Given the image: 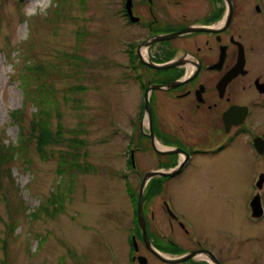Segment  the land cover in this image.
Here are the masks:
<instances>
[{
	"label": "rangeland",
	"instance_id": "rangeland-1",
	"mask_svg": "<svg viewBox=\"0 0 264 264\" xmlns=\"http://www.w3.org/2000/svg\"><path fill=\"white\" fill-rule=\"evenodd\" d=\"M111 2L0 0V264H105L129 245L139 190L128 188L126 135L137 94L124 81ZM23 59L37 64L28 79ZM260 119L245 129H264V111ZM251 139L225 160L217 194L192 196L201 230L227 241L240 232L241 259L229 264H264V214L249 209L264 158L255 172ZM261 195L264 206V185Z\"/></svg>",
	"mask_w": 264,
	"mask_h": 264
},
{
	"label": "flooded vegetation",
	"instance_id": "flooded-vegetation-1",
	"mask_svg": "<svg viewBox=\"0 0 264 264\" xmlns=\"http://www.w3.org/2000/svg\"><path fill=\"white\" fill-rule=\"evenodd\" d=\"M111 3L125 35L124 81L137 94L126 135L136 183L128 188L143 186L144 193L142 226L135 206L126 251L105 264L236 262L240 232L227 241L223 230H201L192 196L201 191L210 197L224 186L225 160L240 156L234 148L241 136H252L247 145L255 172L264 158L252 144L255 137L264 141V129H245L263 122L264 0ZM234 106L245 108L246 116L227 129L223 116Z\"/></svg>",
	"mask_w": 264,
	"mask_h": 264
},
{
	"label": "water",
	"instance_id": "water-1",
	"mask_svg": "<svg viewBox=\"0 0 264 264\" xmlns=\"http://www.w3.org/2000/svg\"><path fill=\"white\" fill-rule=\"evenodd\" d=\"M151 66L153 67H171L173 66V63L167 64V65H156L153 63H150ZM229 76L227 75L226 78H228ZM245 108H242L241 106H234L233 108L227 110V112L224 114V121L226 124V128L228 129V127H230V124L234 123V124H239L242 123L245 119L246 113L242 110ZM253 147L254 149L259 153V154H263L264 153V141L262 138L260 137H255L253 139ZM263 184H264V174L260 173L257 180L255 181V187H256V191L255 193L252 195V198L249 202V209H250V217L251 218H255V219H259L263 216V206H262V202H261V190L263 188ZM143 193H144V189L143 186H141V188L139 189L138 192V196H137V200H136V211H137V220L138 223L143 224V219H142V203H143Z\"/></svg>",
	"mask_w": 264,
	"mask_h": 264
},
{
	"label": "trees",
	"instance_id": "trees-1",
	"mask_svg": "<svg viewBox=\"0 0 264 264\" xmlns=\"http://www.w3.org/2000/svg\"><path fill=\"white\" fill-rule=\"evenodd\" d=\"M35 66H37V64H35ZM35 66L31 65L30 62L27 59H23V69H24V71H22L23 76L27 77V79H28V76L30 74V76L32 77L30 72H32V69H34ZM21 89H22V91L24 93V87H21ZM26 90L29 91L28 88H26ZM38 97H41V96H39L37 93H35V98H38ZM59 174L62 175L61 172H59Z\"/></svg>",
	"mask_w": 264,
	"mask_h": 264
},
{
	"label": "bare ground",
	"instance_id": "bare-ground-1",
	"mask_svg": "<svg viewBox=\"0 0 264 264\" xmlns=\"http://www.w3.org/2000/svg\"><path fill=\"white\" fill-rule=\"evenodd\" d=\"M263 189V188H262Z\"/></svg>",
	"mask_w": 264,
	"mask_h": 264
}]
</instances>
